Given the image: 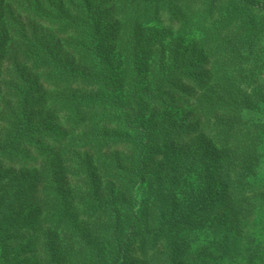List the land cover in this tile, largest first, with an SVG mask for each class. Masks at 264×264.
Returning a JSON list of instances; mask_svg holds the SVG:
<instances>
[{"label": "trees", "instance_id": "obj_1", "mask_svg": "<svg viewBox=\"0 0 264 264\" xmlns=\"http://www.w3.org/2000/svg\"><path fill=\"white\" fill-rule=\"evenodd\" d=\"M6 1L10 15L9 33L7 30L1 35L0 56H4L5 51L8 56L7 60L0 59V64L7 61L0 87V94H4L0 103L9 97L13 107L0 135V174L7 168L10 172L15 171L12 177H19L18 185L34 186L35 201L20 210L18 207L22 205L18 206L13 198L5 200L8 193L15 195L17 188L15 184L8 186L11 180H5L6 175L0 177V247L4 248L14 240L16 233L22 232L17 225L20 215L33 211L35 226L21 234L36 235L32 242H37L33 252L36 253L35 260L39 261L37 264H62L56 252L57 241L77 251L76 261L71 257L66 264H128L127 251L135 239L149 244L141 251V259L136 264H179L174 258L163 255V249L157 251L160 241L177 234L182 227H192L203 233L204 230L200 231L198 227L204 228L207 221L217 218L219 212L225 213L234 206L238 213L230 227L240 225L244 235L249 238L257 235V239L263 241L264 1L203 0L204 15L198 19V27L217 28V39H207L205 45L209 52L204 59L210 72L207 82L203 84L199 79L181 73L175 56L167 60L172 62V72L167 71L168 63L160 59L158 63H151L156 67L157 77L150 87L145 84L146 74L142 69L143 50L147 48H142L135 31L126 41V74L116 77L100 49L101 31L97 10L91 0ZM175 1L123 0L121 10L130 19L138 16V19L145 20L154 10L166 13L165 4ZM226 4L242 15L233 13L217 27L214 24L218 10ZM260 19L261 25L257 23ZM236 26H240V38L243 39L234 40L235 44L225 43L221 49L230 59H218L222 40ZM150 48L154 50L155 45ZM60 59L70 61L63 63ZM41 74H46L44 84L53 94L54 113L70 133L65 141L57 143L53 154L43 144L35 142L42 138L41 133L34 127L30 129L29 122L25 123L26 114L31 109L29 82ZM216 77L224 78L238 96L228 100L229 97L224 99L223 95V99L209 100L208 88L217 81ZM171 79L172 82L167 83ZM177 83L195 84L193 86L199 88L191 97ZM164 91L171 92L174 97L169 96L165 101L168 95L163 94ZM171 107L186 112L187 118L196 117L194 126L197 130L180 144L201 143L213 134L216 145L234 154L230 159L236 166L246 159L243 163L246 173L242 168L233 174L227 171L224 174L215 171L214 164L208 166L207 177L211 182L230 180V184L233 178L237 183L232 203L228 206L209 209L213 199L203 197L206 202L203 205L193 203L189 209L166 208L160 217L147 209L146 202L150 201L152 193L148 192L147 201H143L138 185L154 177L146 174L151 168L147 157L151 155L153 139L165 133L146 118L149 113L157 115L159 109L169 110ZM54 113L49 112L50 115ZM222 117L227 122L221 121ZM208 120L211 125L205 128ZM239 130L244 132L240 141L247 142L246 157L240 154L241 151H234L239 145L236 141H233L235 147L232 148L230 143L220 144L224 141L217 137L223 131L240 134ZM56 169L61 174H57ZM192 169L193 165L189 171L195 170ZM189 171L182 169L181 176L174 177V183L168 187L179 189L182 177ZM194 176H186L184 183H195L198 179L188 182ZM160 178L165 180L164 175ZM72 185L73 194L70 192ZM205 210L206 216L198 219L197 216ZM186 213L190 215L185 218ZM167 214L170 216L166 217ZM23 239L15 241L22 242ZM262 245L264 247V242ZM115 246H118V255L112 259L114 253L111 250ZM222 250L225 255L228 248L222 246ZM0 264L4 261L1 260Z\"/></svg>", "mask_w": 264, "mask_h": 264}, {"label": "rangeland", "instance_id": "obj_2", "mask_svg": "<svg viewBox=\"0 0 264 264\" xmlns=\"http://www.w3.org/2000/svg\"><path fill=\"white\" fill-rule=\"evenodd\" d=\"M155 1L165 2L166 0ZM255 1L256 3H259V1L263 3L262 1L264 0ZM91 2L97 10L98 15V25L102 37L100 49L104 53L106 60L110 62L111 67L116 73V77H124L126 74V51L128 48V42L126 41L130 37L131 32L135 31L139 35L142 48H147L143 50L142 69L145 70V84L148 85V87H150L154 78L157 77L156 67H153L151 63L153 61L158 63V59H160V61L162 60L163 63H168L167 60H171L175 56V59H177L179 63V66H177L178 70L181 71V73H184L187 77L189 75L195 79H199L203 84L207 82V75H209L210 72L205 65L204 59H207L209 52H207L205 45L207 39H217V28L200 29L198 27L200 21L198 19L204 15L203 8L205 4L203 0H186L185 2H178L177 0L175 2H168L164 6L166 13L162 14L154 10L145 20L138 19V16L130 19L128 14L124 15L121 10L123 0H91ZM6 3V0H0V23H2V25L0 24V39L1 35L6 33L7 30L9 33L7 24L10 20V15H8L6 10ZM238 10H241V8ZM218 12L219 14L216 16L214 24L217 27H220L221 23L228 19L233 13L242 15V12L240 13V11L234 10L230 4L223 5L219 8ZM158 14L160 15L158 16ZM261 21L260 19L257 23L261 25ZM3 24L5 25L3 26ZM239 31L240 26H236L229 36L222 40L218 53L221 55L218 59H230V57L223 54L221 48L225 43L230 44L232 42L235 44L233 42L234 40L237 42L241 41L243 38H240ZM152 45H155L154 50L150 48ZM7 56L5 51L4 56H0V59L7 60ZM69 61V59H60V62L63 63H69ZM171 63L172 62L168 63L167 71L172 72L174 68ZM6 68L7 61L0 64V87L4 82V71ZM45 75L46 74L36 75L32 77L29 82L30 89H32L30 100L31 109L26 114L25 123L29 122L30 129L34 127L33 129L41 133L42 138L35 140V142L41 145L43 144V147L50 150L53 154L52 150L58 145L57 143L65 141L70 136V133L66 126L59 121L61 118H58L56 113H54L55 110L51 98L53 94L46 84H44L43 77ZM216 78L217 81L212 83L208 88L210 91V94H208L210 96L209 100L220 99L223 95H225L224 99L229 97L228 100L238 96L235 91L231 89L229 83L224 81V78ZM172 79L167 83L172 82ZM177 84L184 89V91L188 92L191 97L194 96L196 89L199 88L198 86H193L195 84L190 83ZM163 94L168 95L165 101L168 100L169 96L171 98L174 97V94H171V92L168 93V91H164ZM3 95L2 92L0 94V99L3 98ZM12 102L13 101L7 97L3 104L0 103V135L3 133V128L4 126L6 127L7 120L10 117L13 107ZM159 110L157 115L154 113L150 115L149 113L146 118L151 120L150 123L153 124L156 129H163L165 133L153 139V144L150 147L151 155L147 157L151 162V168L149 167L146 170V174H153L152 176L154 177L151 178L149 175L148 179L138 185V190L140 193L142 192L143 195V201H147L146 196L147 198L149 197L148 192H150V194L152 193L150 195V201L146 202V207H148L147 209H149V212L152 213V215L158 214L157 217H160L166 208L179 206L182 207V209H189L188 207L193 203L203 205L202 203L205 202L203 197H208L210 200L213 199L209 208L212 210L228 206L229 203L231 204L232 198L235 195L233 189L237 183L233 181V178L230 184V180H226V183L217 182V180L211 182L207 177L209 173L208 166L214 164L215 171L223 172L224 174H226V171L227 173L233 174L235 171H239L242 168L244 173H246L243 165L246 159L243 158L244 160H242L241 164L236 166L230 159L234 154H230V150H224L219 145H216L215 142L217 139L213 134L208 136L206 140L201 143L188 142L184 145L180 144L185 137H190L189 135L193 133V130H197L194 126V119H196V117L192 116L187 118L186 112L178 108L171 107L169 110ZM49 112H53L55 116L54 114L50 115ZM221 121L227 122L224 117L221 118ZM209 125H211V122L208 120L205 128ZM239 133L240 134L223 131L222 134L217 135V137L222 139L221 141H224L219 142L220 144L230 143L232 148L235 147L233 141H236L239 145L238 148L236 147L237 149L234 148V151H241L240 154L246 157L248 155L246 149L247 142H244V140L240 141V135L244 134V132L239 130ZM244 138L245 137H243V139ZM241 158L242 157H239V159ZM38 161L42 162L43 160L41 161L38 159ZM192 165L195 170L192 169L193 171H189ZM182 169H186L189 172L182 177L178 187L179 189L176 187H168L169 184L174 183V177L177 179L181 176L179 173ZM14 172L13 170L10 172V169L7 168L0 174V177H2V175L7 176L5 180H11L8 186L15 184L14 186L17 188L15 189V195L13 192V194L8 193L4 199L11 200L13 198V201L15 200L18 206L19 204L22 205L18 208L24 210L26 206H29V204L35 201L32 192L34 186L30 184L18 185L19 177L16 179L12 177V173L15 174ZM56 173L61 174V171L56 169ZM192 174H195V176L192 178L190 177L188 182L193 179L198 180L191 184L184 183L186 176ZM161 175H164V181L160 178ZM240 180L243 179L240 178ZM243 184L244 182L241 183V185ZM160 186L162 187L160 188ZM73 191L75 190L72 185L70 187L71 194H73ZM37 211H39L38 208ZM237 213L238 209L234 206V208L227 210L225 213L219 212L217 218L214 219V221H207V225L204 228L198 227L200 231L204 230L203 233H208V236H205V234L201 232L198 233L194 231L192 227H182V230L177 234L164 237L160 241L157 251L163 249V255L168 256V259L174 258L179 264H264V247L262 245L264 238L262 239L263 241L257 239V235L249 238L244 235V232H241L243 227L240 225L230 227L231 221L235 220L234 217ZM206 214L207 211L205 210L197 217L201 219L204 218ZM34 215L35 213L33 211L30 214L24 212L20 215L17 220V225L21 227L22 232L35 226L36 217ZM188 215L190 214L186 213L183 217L186 218ZM169 216V214L166 215V217ZM179 225L182 226L180 223ZM22 232L16 233L14 235V240L4 248L0 247V261L3 260L4 264L39 263L38 260H35L36 253L33 254L37 242L33 243L32 239H36V235L33 233L22 235ZM22 237L24 238L22 242H19L20 240L18 242L15 241ZM56 245L57 256L60 260L62 259V264H66V261L71 257L73 261H76V250L70 247H64L61 241L60 243L57 241ZM148 245L149 244L141 239L132 241L127 251V263H138L141 259V251L149 247ZM222 246L228 248L225 255ZM30 247H32V249ZM112 249H114L111 250L114 254L111 258H117L118 246ZM72 255H74V257Z\"/></svg>", "mask_w": 264, "mask_h": 264}]
</instances>
